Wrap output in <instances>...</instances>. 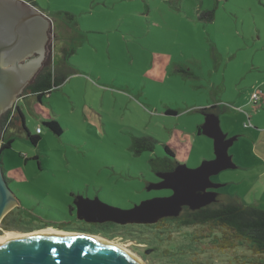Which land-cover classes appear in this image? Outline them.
I'll list each match as a JSON object with an SVG mask.
<instances>
[{
  "label": "rangeland",
  "instance_id": "374dc122",
  "mask_svg": "<svg viewBox=\"0 0 264 264\" xmlns=\"http://www.w3.org/2000/svg\"><path fill=\"white\" fill-rule=\"evenodd\" d=\"M24 1L34 2L50 24L44 59L8 109L19 106L30 133L42 129L41 139L32 144L18 121L4 133L13 138L2 152L4 170L27 207L14 211L19 224L38 221L78 233L43 220L65 216L75 191L120 208L167 193L147 190L158 179L151 159L164 157L165 145L183 153L186 143L194 144L184 162L189 168L215 157L213 140L198 133L205 107L216 106L225 133L226 114L244 112L253 119L259 111L264 117V104L257 109L261 99L252 101L254 92L262 97L264 91V0ZM47 64L64 80L41 103L26 89ZM38 104L59 121L61 135L44 125ZM2 134L0 128L1 140ZM141 136L153 137L156 145L137 155L132 145ZM212 180L225 184L218 190L223 202L227 194L249 203L262 196L237 168ZM164 223L80 233L115 240L145 264H251L209 250L206 233L195 227ZM17 226L0 223V235L39 230Z\"/></svg>",
  "mask_w": 264,
  "mask_h": 264
},
{
  "label": "water",
  "instance_id": "95a60500",
  "mask_svg": "<svg viewBox=\"0 0 264 264\" xmlns=\"http://www.w3.org/2000/svg\"><path fill=\"white\" fill-rule=\"evenodd\" d=\"M50 20L35 5L24 0H0V116L12 107L30 82L45 56ZM201 134L214 142L215 157L189 168L186 163L161 171V179L147 190H171L170 195L142 200L120 208L94 198L77 196V217L88 222L153 224L165 217H178L184 207L202 208L218 200L212 176L237 168L229 150L238 135L228 136L216 112H204ZM249 120V118H248ZM0 139V223L19 203L6 184ZM84 234V233H83ZM90 235V234H87ZM0 264H139L126 253L89 237L24 238L0 245Z\"/></svg>",
  "mask_w": 264,
  "mask_h": 264
},
{
  "label": "trees",
  "instance_id": "16d2710c",
  "mask_svg": "<svg viewBox=\"0 0 264 264\" xmlns=\"http://www.w3.org/2000/svg\"><path fill=\"white\" fill-rule=\"evenodd\" d=\"M209 16L213 17L214 12L210 11ZM63 80L64 78L58 75L56 69L47 64L38 73L34 81L27 86L26 94L35 95L37 101L42 103L43 97L49 94ZM263 104L264 95H262L261 103L257 107ZM209 110L216 112V106L202 109L203 112ZM24 119L25 115L19 106L8 110L1 116L0 128L3 132L1 149L3 151L6 148L12 147L13 142V138H6L4 133L6 130L8 131L9 127H15L17 121L22 122V125L18 127L19 131H25L32 144L37 145L39 143L42 129L40 127L37 128V134L33 135L26 125L23 124ZM44 125L55 134H62V127L57 119L48 118L44 120ZM198 133L201 134L200 126L198 127ZM155 145L156 139L153 137H135L132 149L139 155L144 151H153ZM165 149L167 153L164 157L151 159V163L155 166L154 171L156 176L158 172L172 170L174 166L180 164L175 159L176 155L173 149L169 145H165ZM157 178L159 177L157 176ZM225 197L229 200L226 202L217 200L196 210L184 207L178 217H172L168 220L163 218L155 226L164 227L167 225L164 223L166 221L170 225L178 223L182 227H195L198 231L206 233L204 236L209 238L211 245V249L209 250L217 251L228 258L249 259L251 264H264V209L255 205L245 204L237 196L227 194ZM171 254L172 252L167 254V256L170 257Z\"/></svg>",
  "mask_w": 264,
  "mask_h": 264
},
{
  "label": "crops",
  "instance_id": "0c3cea01",
  "mask_svg": "<svg viewBox=\"0 0 264 264\" xmlns=\"http://www.w3.org/2000/svg\"><path fill=\"white\" fill-rule=\"evenodd\" d=\"M260 107H257V109ZM36 108L40 111L39 104L36 105ZM40 112L44 114L42 116H44L45 120L50 117V114L44 110ZM256 113L253 119L251 115L244 112H239L236 116L226 114L225 118L227 121L228 136L229 134L239 136L234 142V146L231 148L233 160L237 164V169L242 172L244 178L251 180L250 186L254 188V191L262 193V196L256 198L253 203L244 201L242 197L236 196L245 204L255 205L264 209V125H260L256 120L262 121L264 117L259 115V111ZM250 121H252L255 126H251ZM23 124L26 125L25 119ZM21 125L22 122H19L18 126H16L20 127ZM185 145L183 153L178 146L175 147L176 149L172 148L176 155V160L180 163L189 161L191 153L195 148V145L191 143H186ZM255 181L261 183V186H255Z\"/></svg>",
  "mask_w": 264,
  "mask_h": 264
},
{
  "label": "flooded vegetation",
  "instance_id": "af4514ba",
  "mask_svg": "<svg viewBox=\"0 0 264 264\" xmlns=\"http://www.w3.org/2000/svg\"><path fill=\"white\" fill-rule=\"evenodd\" d=\"M208 112H215V111H212V110L206 111V113H208ZM4 177H5L6 184L8 185V187L17 196L19 203H17V205L13 209H10L7 212V214L4 216V218H3L2 222H1L2 227L3 228H7L8 226L12 227V225H16V227H18L17 225H20L21 227L25 228L26 230H34L35 228H38V229L49 228V226L51 225L50 223L41 224L38 221H35V222L32 221L34 223L30 224L29 221L26 220L25 224H23V223L19 224V221H23V220L19 219L20 216H18L14 211L22 209V208L23 209H27V207L23 206V204H22L23 198L21 197V193L22 192L19 189L13 187V179L14 178H11V176L8 174V171L6 169L4 170ZM160 180L161 179L158 178L157 181H160ZM217 190H219V189H217ZM171 193H172L171 190H167V193L161 194L159 196L170 195ZM73 194H74V196H73L72 200L70 201L69 205L67 206V211H66L67 213H65V216H63L59 220H56V219H43V218L42 219L43 220H53V221L59 222L58 225H56L57 228L64 229L66 231L67 230H71V231H75L76 230L78 232L85 231L86 233H88V232H94V233L98 232V233H100L101 232V233H103L105 235L108 234V232H106V230L110 231L112 229H115L116 228L115 226L122 225V224H118V223L111 222V221L102 222V223H99V222H88V221H86L84 219L78 218L77 217V206H76L77 196L78 195H82L84 197L93 198V197H95V195H90L86 191H80V192H76L75 191ZM219 195L220 194H218V196H217L218 201H219ZM60 222L63 223V224H60ZM68 223L75 224L76 226H68ZM16 227H14V228H16Z\"/></svg>",
  "mask_w": 264,
  "mask_h": 264
},
{
  "label": "bare ground",
  "instance_id": "6f19581e",
  "mask_svg": "<svg viewBox=\"0 0 264 264\" xmlns=\"http://www.w3.org/2000/svg\"><path fill=\"white\" fill-rule=\"evenodd\" d=\"M41 237H71V238H80V237H89L93 240H96L102 244H106L107 246L113 247L117 250H120L130 257H132L137 263L145 264L144 261L136 254L132 253L128 249L122 246V244L118 243L115 240H110L107 238H103L97 235H87L83 233H75V232H65L58 229H54L53 227L39 229L34 232L29 233H15L12 231L5 232L0 235V245L6 242L24 239V238H41Z\"/></svg>",
  "mask_w": 264,
  "mask_h": 264
},
{
  "label": "built area",
  "instance_id": "2783aa9c",
  "mask_svg": "<svg viewBox=\"0 0 264 264\" xmlns=\"http://www.w3.org/2000/svg\"><path fill=\"white\" fill-rule=\"evenodd\" d=\"M260 99H261V97H260V95H259L257 92H254V93L252 94V101H253L254 103H258Z\"/></svg>",
  "mask_w": 264,
  "mask_h": 264
}]
</instances>
